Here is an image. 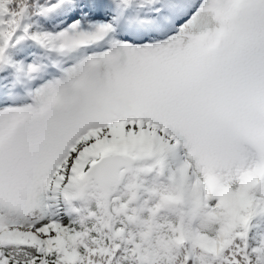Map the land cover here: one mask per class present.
<instances>
[{"label":"snow or ice","instance_id":"6c2138e0","mask_svg":"<svg viewBox=\"0 0 264 264\" xmlns=\"http://www.w3.org/2000/svg\"><path fill=\"white\" fill-rule=\"evenodd\" d=\"M0 264H264V0H0Z\"/></svg>","mask_w":264,"mask_h":264}]
</instances>
